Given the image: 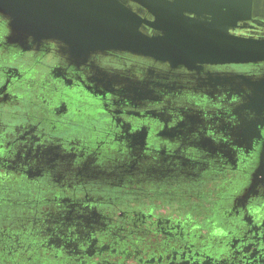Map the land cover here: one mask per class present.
Instances as JSON below:
<instances>
[{
  "label": "flooded vegetation",
  "instance_id": "1",
  "mask_svg": "<svg viewBox=\"0 0 264 264\" xmlns=\"http://www.w3.org/2000/svg\"><path fill=\"white\" fill-rule=\"evenodd\" d=\"M165 1L190 10L186 12L190 17L195 16L196 13L193 11L230 14L232 6L225 8L224 0ZM126 4L143 19L129 21L138 30L168 40L176 38L170 33L171 29L167 25L163 28L164 24L158 22L160 19L143 4L134 0H127ZM242 14L232 12L230 15L231 17L233 15V18L244 17L239 19L242 21L234 32L264 37V0H254L251 10ZM153 22H156V25L150 24ZM56 42L58 45L50 46L51 43H46V48L39 55L43 63L41 66L26 56L15 54L11 47L0 42V132L10 135L6 139V150L1 155L0 172L10 166L8 162L16 168V161L32 143H39L47 149L54 147L59 152L63 147L72 150L79 146V151L88 154V163L84 165L90 173L85 172L64 183L70 185L67 188L70 194L82 193L84 190L87 192L82 202L77 203L75 200L70 202L74 208L72 216L82 222L81 228L88 226H93L96 230L103 228L108 236H97L93 239V236L88 235L86 239L92 244L91 249L73 245L70 246V250L58 253L47 251L46 257H41L42 253L37 251L41 250V247L34 246L30 238L41 230H44L45 234L48 225L55 221L57 208L60 210L65 204L48 202L46 197L50 192L41 190V188L46 190V187L54 188L58 182L31 181L29 176L24 177L25 172L19 173L22 178L17 173V180L14 179L13 183H0V264H194L191 257L181 251L179 241L189 233L190 238L194 235L193 237H198L197 240H202L206 235H198L196 232L213 231L218 234L213 241L212 238L209 239L212 244L214 243L209 251L201 245L200 240L195 241V245L198 247L201 245L203 252L200 253L201 259L196 264H264V181L254 189L251 188L254 168L249 172L251 175L245 173L240 177L242 187L246 186L245 183L250 185L246 192L238 197L234 191L232 193L229 191L227 197L215 202L213 200L218 198L220 193L216 191L218 194L210 207L209 202L202 197L196 206V213H200L202 217L210 215L214 222H209L205 229H194V233H191L193 230L187 231V228L189 225L193 226L194 222L191 221L190 224L189 219L185 218L189 215L186 208L184 216L178 215L176 211L173 213L174 219L186 222L184 225L186 229L170 217L166 220L165 216L158 218L154 214H149L147 218L138 211L125 213L124 216V213L122 214L124 209L120 211L121 205L117 204L116 200L117 198L127 200L126 198H133L140 192L137 183L140 179L137 175L132 179L131 177L117 179L121 170L116 167H122L123 163H128V159L118 160L110 156V153L120 151L112 144L111 134L121 133L125 127L133 126L134 129L128 132L135 134L134 138L140 136L141 140L138 139L144 143L147 140L142 137L141 132L144 130L154 132V135L148 134L150 139L152 137L155 142L163 144L167 137L172 138L169 133L173 130L176 132L174 134L183 133L187 143L173 147L165 144L163 148L148 143L149 152L146 151L129 161L132 163L136 160L134 166L151 162L147 168L187 167V171H191L190 178L203 184L208 181L227 180L232 175L236 179L241 161L249 162L251 158L256 157L254 156L256 153H259L257 154L259 158L264 156V113L241 110L245 108L254 110L259 102L264 106V61L197 62L188 65L172 63L149 55L134 54L123 49H105L95 52L91 59L81 63L83 61L71 60L68 54H64V42V44L60 40ZM50 53L58 56L55 65L48 62ZM33 67L42 69L44 67V70H47L46 67L56 69L67 80L68 85H72L69 88L72 92L77 91V86L80 90L81 84L88 86L95 92L97 98L103 100L101 103L86 101L89 108L96 103V106H93L96 110L103 108L105 111H101L102 115L99 117L95 116L98 112L92 108L88 115L81 114L79 101L63 99L56 110L66 108L69 113L74 114L71 113L72 116L67 119L59 116L60 118L52 122L48 119L44 121L46 127H40L38 124L40 120H30L29 107L35 105L48 109L51 107L49 102L35 98L31 100L30 105L25 104V109L13 106L15 101L26 99L30 93L31 88L27 86V81L33 75L39 76V72L32 73ZM69 67L84 68L82 71L85 76ZM92 70L99 71L109 79H117L121 85L112 87L111 92L107 88L103 89L95 84L96 80L88 79L94 75ZM137 95L143 102L138 103L135 100ZM145 95L153 97L154 103L150 107L145 103ZM159 102L174 105L169 106L172 113L159 111L157 108L160 107L157 106ZM21 114L27 116L23 117ZM100 118L102 120H99ZM82 125L85 127H81ZM94 130H98L97 137ZM135 151L137 150L131 152L135 154ZM125 156L130 158L128 153ZM165 158L168 159L164 160ZM195 173L199 176L192 175ZM159 178L160 176L155 175L148 179L153 183L159 181ZM87 190L95 191L89 193ZM8 191L12 193L22 191L24 196L13 197L7 201L4 192ZM68 192L65 194H69ZM33 193L37 195L28 198ZM118 193H121L119 197L116 196ZM222 205L228 208L225 209ZM1 220L6 224H1ZM34 224H38V227ZM69 225L75 230L79 223H76L77 226ZM28 226L35 228L30 230ZM77 229H80V226ZM11 230L21 232L12 235ZM27 236L28 244L25 242ZM103 242L114 247L109 249L110 245H102ZM190 242L187 240L185 250L190 247L188 244ZM120 246L123 249L130 247L132 252L124 253ZM215 252H218L221 258L216 257Z\"/></svg>",
  "mask_w": 264,
  "mask_h": 264
},
{
  "label": "rangeland",
  "instance_id": "2",
  "mask_svg": "<svg viewBox=\"0 0 264 264\" xmlns=\"http://www.w3.org/2000/svg\"><path fill=\"white\" fill-rule=\"evenodd\" d=\"M0 13H1L0 14V18H1L0 42L4 43L7 47H11L13 51L15 52V54L17 53L19 56L21 55V56H26L30 58L33 61V63H35L36 65H39V66L43 65V63L40 61L39 55H41L42 50L46 48V43L49 42L51 43L50 46H52V45H58L56 42L58 40H60L61 43L64 42V40H61L58 38L37 39L34 35H31V34L29 36L24 33H22L23 35H18V33L14 30V25L12 24L10 17L1 11ZM69 46H70L69 44H66V43L64 44L63 46L64 54H68V57L71 60L76 59L79 62L83 61L81 63H84L88 61V59H91L90 57H92V54H94L95 52H98L99 50H105V49H99L98 51L92 52L90 56H82V57L76 56L75 57V56H72V54L70 53L71 48ZM56 60L58 61V56L51 54L50 60L48 62L49 64L55 65L57 63ZM69 68H73L85 76L84 72L82 71V70H85L84 68L82 67H69ZM46 69L47 70H44V67L43 69L42 67H33L32 73L36 74V72H39L40 74L39 76L33 75V77H31L30 80L27 81L28 82L27 86L31 88L30 93H28L26 99L21 98L20 100H17L13 103V106H17L18 108L25 109L26 107L25 104L30 105L29 103L32 102L31 100L35 98H38L42 100L43 102L44 101L49 102V104H51V107H49L48 109L44 108V106L38 107L35 105H32L29 107V110H31L30 111L31 119L28 116L29 119L33 121L40 120L41 122H38L40 127H46V124H44V121L46 122L48 121V119H50L49 122H52L54 119L60 118L59 116H64L65 119H67L71 117L72 114H74V112L69 113V111H67L66 108H64L63 110H56L57 106L59 105V102L63 99H66L68 101H74V100L79 101V103H81L80 104L81 107L79 108V113L81 114L86 113L85 115H88V112H91L92 109L96 110V108H94L96 106V103L103 101L101 98L99 99L96 97L95 92H93L91 88L83 84H81L80 90L78 89V86H77V91L72 92L69 89L70 87H72V85H68L67 80H65L63 76L56 71V69L51 70L50 67H46ZM92 71L94 75H91V78L89 77L88 79L96 80L95 84L98 86L100 85V87H103V89L107 88L111 92L110 89H112V87H116V86L119 87L121 85L120 81H118L117 79H109L107 76L100 73L99 71L98 72L94 70ZM11 89L14 90L15 88H11ZM144 98H146L145 103L147 104L148 107H150V105L154 103L153 97H149L145 95ZM135 100L138 103L143 102V100L139 99L138 95ZM86 101H96V103L91 105V107L89 108V105L87 104ZM85 102H86V105L83 106ZM172 102H175V101L172 100ZM157 106H160V107H157L159 108L158 109L159 111H162L165 113H169V112L172 113V111L169 110V106L174 107V105L172 106L171 104H167L165 102H159ZM223 106L225 107L226 105H223ZM241 110L242 111L250 110L251 112L262 114L264 113V106L261 105L259 102L257 108L254 110H252L251 108H245ZM58 111H61V112H58ZM101 111L104 112L105 110L103 108L97 109L96 113L97 112L98 113L95 114V116H98V117L101 116L102 115L100 114ZM26 116L23 115V117H26ZM247 116L248 115H245V117ZM99 120H102V119L100 118ZM72 127H76V126L72 125ZM81 127H85V126L82 125ZM124 129L125 130H123L121 133L119 132L112 133L110 136L111 140L113 141L112 144L116 145L118 147L117 149L120 150L119 153H110V156L113 158H117L118 160H121L123 158L128 159V163L125 162L123 163L124 165L122 167H116L121 170L119 171L120 173L117 179L121 180V178L123 177H131L132 179L136 177V175L140 179V182H137L138 191L140 192H138L135 196H133V198L128 197L126 198L127 200L117 198L116 200L118 201L117 204L121 205L120 211L124 209V211H122V214L124 213V216H125V213H133V212L138 211V212H141L146 217L149 216V214H154L155 217L165 216L167 218L166 220H168L169 217L173 220L174 219L173 213L175 211L178 213V215L181 214L184 216V208H186L189 210L188 211L189 215L187 217L185 216V218L187 220L189 219L188 221L190 224H191V221L194 222V225L193 226L189 225L187 228V227H184L186 222H182L176 219L174 220H176L175 221L176 223L182 224L184 229L187 228V231L193 230V232L191 233H194V229H199V230L203 228L205 229L209 222H214V220H212L210 215L209 216L204 215L202 217L200 213H196V206L200 203L202 197L206 199L205 201L207 203L209 202L208 203L209 207L210 205L213 204V201L218 202L220 199H222V197L224 198L227 197L229 191L231 193L234 191L236 197H238L239 195L244 193V191L246 192V190L248 189V186L250 185L249 183H245L246 186L242 187L241 185L242 182H241L240 177L245 173H247V175H251L249 173L251 168H254L252 169V172L255 171L254 177L253 175L251 176L252 178H254L252 179L253 184H251V188L254 189L255 187L261 185V183H263L264 181V156L262 158L257 157V154L259 155V153H256L254 155L256 157L251 158L250 161L247 163H244L243 161L240 162V165H239V168L236 174L237 175L236 179H234L232 175L227 180L223 179L221 181L218 180V181H213V182L208 181L207 183H204V184L195 181L194 178H190L189 172L191 171H187L188 170L187 167L185 169H182L179 167H173L171 169L162 168V167L161 168L160 167L159 168H156V167L147 168L146 166H150L151 162H143L139 164V166H134L136 160L135 162L132 161L131 163L129 159L131 160L136 159L140 154L146 151L149 152L150 148L148 146V143L155 145L157 148H163L166 145L173 147L178 144L179 145H182L184 143L186 144L187 139L186 137L183 136V133L174 134L176 132L172 130L169 133L171 134L170 136L172 138L167 137L166 135L167 138L163 144L159 141L155 142L154 139H152V137L150 139V136H148V134L152 133V135H154V132H151L150 130H147L148 132L147 131L145 132L144 130L143 132H141L143 135L142 136L143 139L145 140L147 139L146 143H144V142H140L141 140L140 136H137L136 138H134L136 135L131 132H128L134 129L133 126H128V127H125ZM79 130L81 129L79 128ZM94 131H95L94 133L95 137H97L99 135L98 130H94ZM8 137H10V135L5 134V132L4 134L0 132V160H1V155H3L4 151L6 150L5 149V147L7 146L6 139ZM63 148H61L62 150H60L59 152L54 147H50L47 149L39 143H32V145L28 147L27 150L25 149L21 157L16 161L15 163L16 168L14 167L12 163L8 162V165L10 164L11 167L8 166L4 168V170H1L2 173L0 172V180H1L0 183L2 182L13 183L14 179L17 180L16 178L17 173L19 174L21 172H25L24 177L29 176L31 181L41 182L45 180H51L52 182L53 181L58 182V185H56L54 188L46 187V190L43 188H41V190L43 191L48 190L50 192V195H47L46 197L48 198V202H51V203L56 202V203H62V204L64 203L65 206L60 207V210H58L57 208L58 213L55 216V221L53 220L51 222L53 223L52 225L50 226L48 225L47 227L48 229L46 228V230L48 231H46L45 234H44V230H41V231H38L37 235L31 236L30 238L33 241L34 246H37L38 248L41 247V250L40 249L39 250L36 249V250L39 251V253L41 252L43 256H41V254L39 255L44 258L46 257V254H48L46 253L47 251H50V252L56 251L58 253V251L62 252V251L70 250V246H73V245H78L80 247H83L84 249H91L92 244L89 243L88 239H86L88 235L93 236V239L97 236L98 237L108 236L107 234H105L107 231L104 230L103 228H99L97 230L93 226H88L87 228L86 227L81 228L82 222L72 216L74 208L71 206L70 202H72V200H75L77 203L82 202L83 201L82 198L87 196V192L86 190H84V192L82 193L80 192L74 193L75 195L74 196L73 194H70V192H68L67 190V188L70 187V185H67L64 183H67L68 181H70L69 179H72L73 177L76 178L80 176V174H85V172L90 173V170L85 167L88 163V158H87L88 154L86 155L84 151H79V148H80L79 146L75 147L72 150L68 149L69 151ZM134 150H137L138 152L135 151L134 152L135 154H133V152L131 151H134ZM126 153H128L130 158H127L125 156ZM166 159L168 158H165L164 160ZM80 161L81 163H79ZM85 163L86 165H84ZM179 165L186 166L184 164H178L177 166ZM195 166L196 165H192V167H195ZM196 174L197 173L192 174V175L199 176ZM149 175H151L152 177L155 175L160 176L159 181L152 183V181L148 179V178H152V177H149ZM19 177L22 178L20 174H19ZM21 178H18V179L20 180ZM93 191L95 190L88 191V192L90 193ZM216 191H220V193L218 195V198L214 199V197L217 196L216 194H218ZM65 192H68L69 194H65ZM4 193H5L4 198L7 201H9L10 199H13V197L23 198L22 196H24L22 194V191H18V193H14V192L12 193L10 191L4 192ZM18 194H22V195H18ZM119 194L121 193L116 194V196L118 195L117 197H119L120 196ZM35 195L37 194L33 193V195L28 198H31V197L34 198L33 196ZM28 198L26 199L28 200ZM241 200L242 199H240V201ZM116 201L114 200V202ZM121 202L123 204H121ZM222 207L225 209L228 208V206L226 205H222ZM190 209H192V213H190ZM183 216H180V218H184ZM2 223H5V222L1 220V224ZM76 223H79L80 229H77V227L79 226H77ZM69 224H73V225L75 224V226H77L76 229L72 230ZM34 226L38 227V224H34ZM67 226H69V228H67ZM35 227L30 228V226H28V229L33 230ZM11 232H12L11 234L14 235L16 234V232H21V231L11 230ZM189 234H187L186 237H183L181 241H179L180 245L182 246L181 251L183 252V254L190 256L191 261L194 264H196L201 259L200 253L201 254L203 253L200 248L201 245H204L205 248H208V251H209L210 248H212L214 245V243L212 244V242L209 239L212 238V241H213V239L216 238V235L218 234V232L216 231L208 232V233L207 232L205 233L196 232V234L198 235H206L204 239L202 240L199 239L202 242V244L199 247L195 245V241L198 239V237H193L194 236L193 235L190 238ZM26 235L27 234H24V236ZM112 235L115 237V233H113ZM6 236L8 237L9 234H6ZM35 240L37 242H35ZM187 240L191 241L190 243H188L190 245V247L187 249L189 252L185 250V248L187 247ZM28 241L29 239L27 236V241L25 242H27L28 244L29 243ZM25 242L23 243L24 245H25ZM37 243H39V245ZM45 243H47V245ZM42 244H45V245H42ZM103 244L110 245L108 247L109 249L111 247H114L112 244H109L107 242H103L102 245ZM192 247L193 249H190ZM197 248H200V249L198 250ZM120 249H122L124 253L125 251L126 253L132 252L130 247L123 249L120 246ZM198 251L199 253H197ZM208 251L206 252V254L208 253ZM191 254L194 256L192 257ZM49 255L51 254L49 253ZM215 256L218 258H221L218 252H215ZM49 257L51 258V256Z\"/></svg>",
  "mask_w": 264,
  "mask_h": 264
},
{
  "label": "water",
  "instance_id": "3",
  "mask_svg": "<svg viewBox=\"0 0 264 264\" xmlns=\"http://www.w3.org/2000/svg\"><path fill=\"white\" fill-rule=\"evenodd\" d=\"M126 1L0 0V11L10 17L18 35L64 40L75 57L123 49L176 64L264 61V37L234 32L244 17L230 15L249 12L244 0H224L225 8L232 5L230 14L193 11L194 17L165 0H134L158 17L163 28L167 25L174 40L138 30L129 21L143 19Z\"/></svg>",
  "mask_w": 264,
  "mask_h": 264
},
{
  "label": "crops",
  "instance_id": "4",
  "mask_svg": "<svg viewBox=\"0 0 264 264\" xmlns=\"http://www.w3.org/2000/svg\"><path fill=\"white\" fill-rule=\"evenodd\" d=\"M234 1L235 2H240L241 0H234ZM243 2H244L243 4L249 6V11H250L251 8H252V4H253L254 0H244Z\"/></svg>",
  "mask_w": 264,
  "mask_h": 264
}]
</instances>
